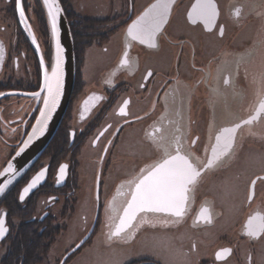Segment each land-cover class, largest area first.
<instances>
[{
	"label": "flooded vegetation",
	"instance_id": "flooded-vegetation-1",
	"mask_svg": "<svg viewBox=\"0 0 264 264\" xmlns=\"http://www.w3.org/2000/svg\"><path fill=\"white\" fill-rule=\"evenodd\" d=\"M109 1L116 7L111 14L83 16L84 20L77 23L79 29H73L74 22L70 24L75 82L60 122L68 156L56 166L51 179L54 189L45 198L43 212H35L31 219L45 222L52 216L56 223L51 208L66 201L68 186L75 182L78 187L79 158L89 140L99 148L98 164L112 156L110 181L118 186L112 192L118 197L120 209L105 239L130 199L127 182L146 175L150 166L166 158L165 148L174 155L177 140L182 155L190 157L194 164L196 158L206 162L222 129L256 115L264 77V63L257 66L252 62V50L264 37V0H212L217 14L207 24L194 13L189 19L197 0H174L153 41L156 47L127 34L130 23L156 0ZM20 3L36 42L28 38L24 20L18 15L17 0H0V114L5 120V124L0 122V139H7L8 154L32 126L45 93L39 92L42 77L50 72L54 61L50 28H42L39 23V9L44 10L41 0ZM91 48L100 51L102 63L95 66L98 81L95 79L87 88ZM224 56H229V65L222 70ZM122 59L127 63L122 64ZM107 73L110 80L107 77L105 82ZM224 96H231L230 101L226 102ZM124 101H128L126 115L120 114ZM120 148H131L135 154L121 153ZM136 148L142 149L143 157L138 156ZM44 159L35 162L29 177L46 168V181L38 187L49 180L51 161L48 158L44 163ZM61 164L67 165L66 179L56 187L55 176ZM142 168L144 173L140 172ZM100 176L96 197L100 193ZM258 177H264V115L250 125H242L231 152L190 186L181 218L148 213L149 223L140 225L138 217L126 234L105 245H135L134 254L123 264H264V232L255 238L247 235L250 218L258 223L264 217V179ZM254 179L257 182L253 188ZM5 222L8 231L0 246L11 231L12 224L7 218ZM155 243L158 249L153 248ZM223 249L231 251L223 253ZM79 251L80 248L63 263ZM217 253H221V259H217ZM42 264L51 263L46 259Z\"/></svg>",
	"mask_w": 264,
	"mask_h": 264
},
{
	"label": "snow or ice",
	"instance_id": "snow-or-ice-1",
	"mask_svg": "<svg viewBox=\"0 0 264 264\" xmlns=\"http://www.w3.org/2000/svg\"><path fill=\"white\" fill-rule=\"evenodd\" d=\"M173 2L174 0H156L155 4L151 5L144 14L129 25L127 30L128 36L133 40H139L141 43L148 42L150 47H156L153 41L156 38V34L166 22L170 5ZM44 3L48 9L47 14L51 24V32L52 35L55 36L57 34V17L60 8L57 4V0H44ZM17 8L20 10V0H17ZM193 13L205 24L211 23L217 14L212 0H197V4L193 5V12L189 13L190 20L192 19ZM19 14L23 20V11L20 10ZM238 14L239 10L236 11V15ZM222 33L223 29H221V34ZM126 55L125 53V56ZM121 63L126 64V59H122ZM58 71L59 59L57 66L53 69V74L56 76L57 82L59 80ZM151 75L152 73L149 72L148 76ZM225 83H228V81L226 80ZM45 86L47 89V95L44 97L45 108L41 109V115L38 119L40 127L37 128L34 126L33 136L38 132L40 134L43 133L47 120L50 118L51 111L54 110L58 99L57 91L53 84L46 80ZM34 95L38 96L39 93H35ZM127 104L128 101H124V106L120 108V114H127L125 111V106ZM255 112L256 115L251 116L249 119L243 120L232 127L222 129L215 137L216 143L212 146L211 155L207 157L206 162H202L199 158H196L197 164L200 166L194 164L190 157L181 154V147L178 140L174 155L165 148L164 156L166 158L150 166V170L147 171L146 175L134 177L127 182L130 186V199L127 200L126 206L119 216V224L109 231L107 239L112 240L121 238L122 235L126 234L127 229L133 227V222L136 221L138 217H140V225L149 223L150 221L147 218L148 213L164 214L165 216L176 218H181L184 215L185 202L187 200L186 194L190 190V186L198 182L203 172L212 168L231 152L237 130L240 129L242 125H250L253 121L258 120L264 115V77H262L261 80V100ZM192 143L194 144L195 141H192ZM157 147L160 148L161 146L157 145ZM65 168V165H61L60 179L63 178ZM10 170L11 166L4 171L8 172ZM140 172L144 173L145 169L142 168ZM0 175H2V173H0ZM38 178L39 177L36 179ZM257 179H264V177H258ZM35 182L34 179L33 183L29 184L28 187L23 190L20 196L21 200L24 199V194L34 186ZM256 182L255 179L252 181L253 188ZM0 191H3L2 186H0ZM251 198L252 190L250 189L249 199ZM202 211L206 213L207 209H203ZM109 219H112V217H109ZM140 225H137V227ZM6 231L7 229L4 227V221L0 218V236H3ZM262 232H264V217H260L258 223H253V218H250L247 225V235L255 238ZM77 247L80 246L77 245ZM222 251L223 253H230L231 250L223 249ZM217 259H221V253H217Z\"/></svg>",
	"mask_w": 264,
	"mask_h": 264
},
{
	"label": "rangeland",
	"instance_id": "rangeland-1",
	"mask_svg": "<svg viewBox=\"0 0 264 264\" xmlns=\"http://www.w3.org/2000/svg\"><path fill=\"white\" fill-rule=\"evenodd\" d=\"M73 5L76 12L80 16L82 15L91 18L103 16L104 14H111L114 8H116L115 6H112L109 0H73ZM43 11L49 28L47 20L48 17H46L45 10ZM33 38L35 39L34 34ZM252 51V62H255L257 66H259L261 63H264V37ZM88 55L92 66L88 67V69H90L89 74L91 76L90 81L87 84V88L93 84V81H95V79L96 81H98L96 77L97 69H95V66H100L102 63V59L99 58L100 51H98L97 48H91L88 51ZM228 60L229 56L227 58L225 56L222 57L220 62V69L223 70V68L229 65ZM51 70L52 66L48 75L51 74ZM106 75L107 76L105 78V82L107 80V77L108 79L110 78L108 73ZM103 77L104 75H101L99 77L101 82L103 81ZM44 95L42 97V104ZM230 98L231 96H224L226 102H229ZM42 104L39 110L36 112L33 123L39 116ZM10 116L15 117V115H13L12 113ZM0 122H2V124H5L4 117L1 114ZM33 123L31 128L33 127ZM31 128L23 135L22 139L15 146H13V150L11 149L10 154H8L9 147H7V139H0V171L2 170V167L5 165V163L10 159L12 154L19 148V145L23 142L24 138L29 133ZM8 130H10V128H8ZM12 134L10 135V137H12ZM85 144L86 145L83 147V150L80 154L81 156L79 158L78 191L75 194L76 203L73 208L74 210L69 212V215L65 214L63 216V204L66 205V202L62 201L55 204L51 208L52 213L56 218L55 225H62L64 226V228L62 229V232L59 234V236L55 239L53 245L49 248L47 256L48 263L57 264V262H59L60 259L65 256L64 254L67 253L70 248H73L75 245H77L80 240L89 232L90 226L93 224L96 212L98 211L97 207L99 206L98 219L96 220V225L93 228L94 230L91 233V237H89L88 241L81 246L79 252L71 256L70 260L66 264H123L129 258V256L134 254V251L136 250L135 245L134 247L131 245H124L122 248H118L115 245L106 246L107 241L110 240L105 239V235H107L106 232L110 227H112V225H115L117 219L116 217L118 216L120 209L118 197L113 194L115 190H118V186L115 185L114 182L112 183L110 181L113 171L112 156L109 159V155L106 158L105 162L103 164L100 163V165L98 164L100 157L99 148H94L92 144H90L89 140H87ZM131 150V148H120L119 152L127 153V155H134L135 153L133 152V150ZM135 151L137 152L138 156H144L142 149L136 148ZM47 159L48 158L44 159V163L47 161ZM108 159L109 162L107 164ZM99 176L100 193L98 198L96 197V185H98ZM46 197L41 196L37 199L38 201H36L35 210L38 215L43 212V207L45 204H47V202L45 201ZM123 203L124 200L121 201L120 205H122ZM109 217H112V219H109ZM145 245L146 243L144 244V247ZM153 248L158 249V244L155 243L153 245ZM4 253L5 246H3L2 244L0 246V259L4 256Z\"/></svg>",
	"mask_w": 264,
	"mask_h": 264
},
{
	"label": "trees",
	"instance_id": "trees-1",
	"mask_svg": "<svg viewBox=\"0 0 264 264\" xmlns=\"http://www.w3.org/2000/svg\"><path fill=\"white\" fill-rule=\"evenodd\" d=\"M59 2L63 7L64 15L68 20L69 27H71V22H74L72 24L73 29H79L80 27L77 23L82 22L84 17L79 16L75 12L72 0H59ZM39 18V23L42 28L47 29V21L44 17V11L42 8L39 9ZM72 36L76 35L72 34ZM62 133V128L60 126L54 134V138L48 144L44 154L39 159L42 160L45 157H48L51 161V168L48 174L49 180L46 184L36 188L35 192L28 199H26L25 202L19 200L18 197L20 189L29 180L28 178L34 172L33 165L31 169L20 176L0 198V215L5 210L7 212V222L12 224L10 234L7 236L5 241L2 242L5 246V253L0 259V264L46 263L50 246L53 245L55 239L64 228L62 225L56 226L52 216L47 217L45 222L31 220L36 212L35 209L36 201H38L37 199L41 196L46 197L50 194V190L54 189L51 185V179L54 171L56 170V166L68 156L66 155L67 145L66 142H64L65 135ZM67 188L69 194L67 199H65L66 205L63 210V216L65 214L69 215V212L74 210L73 208L76 203V198H74V196L78 189L75 182L72 187L68 186Z\"/></svg>",
	"mask_w": 264,
	"mask_h": 264
},
{
	"label": "water",
	"instance_id": "water-1",
	"mask_svg": "<svg viewBox=\"0 0 264 264\" xmlns=\"http://www.w3.org/2000/svg\"><path fill=\"white\" fill-rule=\"evenodd\" d=\"M42 6L44 7L46 17H48V9L45 6L44 0H41ZM57 4L60 8L59 15L57 17V34L55 36L52 35L51 32V24L49 17L47 18L49 28H50V33H51V38L53 39V65H52V70L54 67L57 66L58 59H59V80H58V85L56 88L57 91V103L55 104L54 110L51 111L50 118L47 120V124L44 127L43 133L40 134L39 132L33 136V128L36 126L37 128L40 127L38 124V119L40 118L41 115V110L39 112L38 118L35 120L33 123V127L29 131V133L26 135L24 138L23 142L19 145V148L12 154L10 159L5 163V165L2 167V170L0 173V186L3 187V191H0V198L3 196V194L7 191V189L14 184V182L22 176L25 172L31 169V167L34 165L38 159L41 158L43 155L44 151L48 147V144L51 142V140L54 138V134L56 133L57 129L60 126V122L63 119L65 115V111L69 105V99L72 94V89L74 86V78H75V59H74V48H73V38H71V33H70V27H68L67 23V18L64 15L63 7L61 6L59 0H57ZM20 10L23 11L21 8V3H20ZM20 10L18 12L20 13ZM18 13L19 17L21 18L20 14ZM24 13V12H23ZM145 11L142 12L144 14ZM141 14V15H142ZM140 15V16H141ZM138 16V17H140ZM137 18H135L134 21H136ZM24 27L27 30L28 33V38L35 40L33 38V33L32 29H30L29 23L27 22V19L24 16ZM133 22L130 23V25ZM129 27V26H128ZM128 30V28H127ZM51 70V71H52ZM53 72V71H52ZM51 72V74H52ZM48 73H44L42 77V84H41V89L39 92L42 91L45 92L44 97L47 95V89H46V80L48 81L50 78V75ZM5 96V95H4ZM2 96H0L1 98ZM44 99H43V104L42 108L44 109ZM27 142V144H26ZM64 165V164H61ZM61 165L58 168V171L56 173V183L55 186H61L64 184L65 179H66V172H67V165L64 173H63V178L60 179V168ZM11 166V170L8 172H5L4 170L6 168H9ZM39 177L38 179H36ZM30 180L24 185V187L21 189L20 195H19V200L21 194L23 193V190L28 187L29 184L33 183L35 179V184L33 187L29 189L27 193L24 194V199L28 195L32 194L35 192L36 188L39 185H42L46 181V168L42 169L40 172L35 173L34 176L29 178ZM59 181V182H58ZM23 199V200H24ZM21 200V201H23ZM126 206V205H125ZM123 212V211H122ZM0 218L3 219L4 221V227L8 231V226L6 225V212H3L0 215ZM119 224V221L117 222ZM95 226V223L91 226V230L80 240V242L77 244L80 247H77L75 245L73 248L70 249L69 253H67L61 260L60 264H64L63 262L70 256V254L76 252L81 246L88 241L89 237L91 236V233L93 232V228ZM7 231L3 234V236H0V242L5 238L7 235Z\"/></svg>",
	"mask_w": 264,
	"mask_h": 264
},
{
	"label": "bare ground",
	"instance_id": "bare-ground-1",
	"mask_svg": "<svg viewBox=\"0 0 264 264\" xmlns=\"http://www.w3.org/2000/svg\"><path fill=\"white\" fill-rule=\"evenodd\" d=\"M54 68H55V67H54ZM52 71H53V70H52ZM58 76H59V71H58ZM48 81H50V82L53 84V86H54L55 89L57 88L58 82H57V78H56V76H54L53 72H52V74L50 75V78H49Z\"/></svg>",
	"mask_w": 264,
	"mask_h": 264
}]
</instances>
